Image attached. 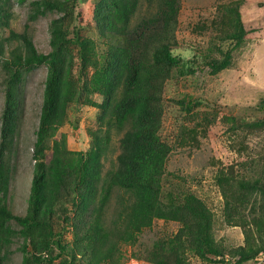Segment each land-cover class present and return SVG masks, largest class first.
Listing matches in <instances>:
<instances>
[{
	"label": "trees",
	"instance_id": "1",
	"mask_svg": "<svg viewBox=\"0 0 264 264\" xmlns=\"http://www.w3.org/2000/svg\"><path fill=\"white\" fill-rule=\"evenodd\" d=\"M14 1L29 4L31 22L49 13L55 18L49 27L47 54L37 50L28 30L10 31L5 41L18 45L8 56L7 46L0 42L6 75L0 130V264L8 262L16 244L21 264H50L62 255L68 257L58 264H75L77 259L83 264H123L127 253L122 248L138 246L140 235L157 220L179 223L191 239V251L207 259L211 217L204 203L192 192L167 188L166 180L174 145L164 132L169 111L164 95L175 74L196 73L192 61L176 53L182 0H100L93 18L106 46L101 61L87 67L94 53L86 51V42L80 41L71 0H0V34L10 28ZM229 29L230 46H241L247 36L243 21L230 24ZM77 45L82 48L76 49ZM228 58L227 54L221 65L213 64L211 74L225 68ZM41 66L47 67V76L33 145V176L26 212L18 215L9 205L11 156L20 121L18 89L24 77ZM91 94L102 97L97 127L88 131V149L75 151L61 129L67 124L69 108L92 104ZM135 113L142 142L110 161L113 136L123 133ZM216 182L224 198L225 221L245 229L248 248L239 250L237 264H250L264 254H254L251 247L252 230L264 237V185L259 179L237 180L226 173L218 175ZM249 190L262 194L261 202ZM112 200L116 210L108 221ZM60 223L70 224L71 248L67 228L62 225L56 230ZM168 250L158 241L147 260L172 264ZM176 264L186 262L178 256Z\"/></svg>",
	"mask_w": 264,
	"mask_h": 264
},
{
	"label": "rangeland",
	"instance_id": "2",
	"mask_svg": "<svg viewBox=\"0 0 264 264\" xmlns=\"http://www.w3.org/2000/svg\"><path fill=\"white\" fill-rule=\"evenodd\" d=\"M99 1L71 0L69 3L77 16L80 41L86 42V51L94 53L85 67L100 62L106 46L99 39L93 18ZM11 7L10 28L0 34V42L7 46L6 56L18 45L15 41L11 44L5 41L11 30L18 33L28 30L37 50L47 54L50 51L49 27L54 14L31 22L28 20V3L14 1ZM239 14L242 19H238ZM241 21L247 36L241 46L233 48L226 38L229 25L237 26ZM177 38L176 53L184 60L192 61L196 73L175 74L164 95L169 109L164 132L174 145L167 164V188L172 186L175 190L192 192L204 203L211 217L206 235L210 245L205 249L207 259L191 251V239L184 235L179 223L162 220L155 221L151 229L140 235L138 246H124L122 250L147 259L155 243L161 241L170 249L168 257L172 264L177 263L178 256L186 264H237L239 250L248 248L245 229L240 224L225 221L224 198L216 177L226 173L237 180L256 182L259 179L264 185V0H182ZM76 47L82 48L81 45ZM227 54L230 65L224 62L225 68L212 75V65L220 64ZM79 68H83L81 63ZM46 76L47 67L41 66L24 77L18 89L20 121L11 156L13 170L9 195L10 208L18 215H24L28 205L34 168L33 145ZM5 77L0 61V130ZM90 98L92 104L69 108L67 124L61 129L68 137L69 148L75 151L88 149V131L97 127L102 97L91 94ZM137 120L138 113H135L123 133L113 136L110 161L119 154L132 152L142 142ZM110 164L106 162V169ZM251 191L261 202L262 194ZM65 208L70 209V205ZM115 210L116 202L112 200L108 221L112 220ZM62 225L67 228L66 241L71 248L70 224L60 223L56 230H61ZM252 232V250L254 254L260 253L264 251V237ZM15 247L6 264H21L22 253ZM215 251L220 253L215 254ZM64 257L68 256L62 255L50 264H58ZM80 260L77 259L75 264H83Z\"/></svg>",
	"mask_w": 264,
	"mask_h": 264
},
{
	"label": "built area",
	"instance_id": "3",
	"mask_svg": "<svg viewBox=\"0 0 264 264\" xmlns=\"http://www.w3.org/2000/svg\"><path fill=\"white\" fill-rule=\"evenodd\" d=\"M123 264H154L153 262L145 259H138L131 254H128L125 258ZM250 264H264V254L263 256L257 258L256 260L252 261Z\"/></svg>",
	"mask_w": 264,
	"mask_h": 264
},
{
	"label": "clouds",
	"instance_id": "4",
	"mask_svg": "<svg viewBox=\"0 0 264 264\" xmlns=\"http://www.w3.org/2000/svg\"><path fill=\"white\" fill-rule=\"evenodd\" d=\"M129 254H131V253H129ZM127 255H128V253H127ZM131 256H133L132 254H131ZM137 258V257H136ZM138 259H143V258H138ZM125 260V259H124ZM124 260H123V262H124ZM145 260H147V259H145ZM122 262V263H123ZM152 262V261H151Z\"/></svg>",
	"mask_w": 264,
	"mask_h": 264
}]
</instances>
